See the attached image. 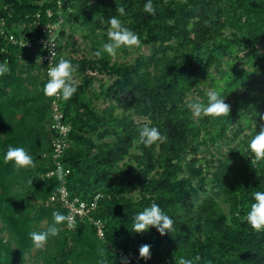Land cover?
<instances>
[{
    "label": "trees",
    "instance_id": "16d2710c",
    "mask_svg": "<svg viewBox=\"0 0 264 264\" xmlns=\"http://www.w3.org/2000/svg\"><path fill=\"white\" fill-rule=\"evenodd\" d=\"M147 2L63 0L60 7L58 0H0L7 32L34 42L23 47L0 33V63L10 69L0 77V264H98L104 258L176 264L181 256H199L197 264H264V230L246 221L252 193L264 191V159L249 149L264 126V0H151L155 15L144 11ZM39 12L45 22L64 17L60 55L78 65L76 93L58 100L61 121L70 125L61 157L65 176H47L55 167L58 130L50 122L55 97L43 91L47 64L37 61L43 52L33 23ZM114 16L148 53L132 62L95 55L109 42ZM77 34L91 42L93 57L78 56ZM134 47L120 49L127 55ZM100 75L113 80L106 84ZM210 89L226 98L229 116L193 115L188 104H207ZM99 99L104 108H97ZM145 125L167 140L140 143ZM10 146L23 147L36 167L6 162ZM63 182L71 197L96 200V208L73 228L57 225L59 234L33 252L29 234L53 224L54 211L68 215L59 200L51 201ZM152 203L174 220L171 233L132 230L134 217ZM144 244L151 246L149 260L139 256Z\"/></svg>",
    "mask_w": 264,
    "mask_h": 264
},
{
    "label": "clouds",
    "instance_id": "9594fccd",
    "mask_svg": "<svg viewBox=\"0 0 264 264\" xmlns=\"http://www.w3.org/2000/svg\"><path fill=\"white\" fill-rule=\"evenodd\" d=\"M116 11L120 15L125 14L123 7L116 8ZM144 11L155 15V8L151 2H148L144 6ZM108 24V39L109 42L103 44L102 50H98L95 55L102 56V53H107L109 57L115 59L117 50L121 47L131 48L140 44L139 36L124 27L122 22L117 17H112ZM53 53H51V56ZM40 58H37V61ZM36 61V62H37ZM41 61V60H40ZM78 70V65L74 66L69 59L61 57L56 64L49 63L47 67L48 81L44 86V94L47 97H59L63 100H70L77 91L78 83L74 74ZM10 71L7 62L0 63V77L4 76ZM222 94L214 89H210L207 92V104L197 100L188 104L189 109L195 117L207 116V117H222L229 116L231 107L225 102ZM264 119V117H261ZM167 140V136L161 134L158 128L145 125L139 132V142L146 147H150L153 144L160 142L164 143ZM249 149L255 154L256 160L264 159V126L259 128L256 135L251 139L249 143ZM6 162L13 163L17 168H34L36 167V159L27 152L23 147H12L7 149L4 156ZM32 184V181H30ZM63 189H61L62 191ZM254 203L251 204L250 211L246 216L247 223L255 231L264 230V191H255L252 193ZM198 203V202H197ZM53 224L49 225L44 231L31 232L30 239L37 248H44L51 237H56L59 234L60 229L57 225L67 223L69 227L74 226V217L72 215H65L59 211L52 213ZM150 228H155L161 236L171 233L174 230V220L167 215L161 207L152 203L149 207H146L142 212H139L134 217V223L132 230L137 233H146ZM151 246L144 244L139 248V256L141 259H151ZM200 260L199 256H195L194 259H188L183 256L179 257L176 264H197ZM98 264H114V261L104 258L98 262ZM121 264H130L127 258L121 259Z\"/></svg>",
    "mask_w": 264,
    "mask_h": 264
},
{
    "label": "built area",
    "instance_id": "2783aa9c",
    "mask_svg": "<svg viewBox=\"0 0 264 264\" xmlns=\"http://www.w3.org/2000/svg\"><path fill=\"white\" fill-rule=\"evenodd\" d=\"M63 0H58L59 6L61 7ZM61 12V11H60ZM55 15V11L52 9L46 10V16L52 18ZM43 14L37 13L35 16L34 24L41 31V36L38 38L37 45L43 51L40 57L41 62L47 64L49 63L56 64L59 59L62 57L59 51V32L62 28V25L65 21L63 16H58L57 19H51L48 21H42ZM6 20L3 17H0V33L9 38L12 43L19 44L23 47L33 48L34 42L29 38L17 37L16 34L6 30ZM51 53L53 55L51 56ZM59 97H55L52 101V115L50 117V122L52 127L58 130V135L53 141V161L55 167L47 172V176L67 175L66 170L64 169L63 163L61 162V157L63 152L68 145L67 135L70 131V125L65 124L61 121L62 113L59 112ZM61 189H63L61 191ZM59 200L63 206L68 210V215L74 217V226L78 219H83L96 208V200L88 202L81 200L78 197H71L68 188L65 185V182L60 186L57 195L51 197V201ZM68 226V225H67ZM73 226V227H74ZM69 227V226H68ZM69 227V228H73ZM98 233L100 236H104L103 225L100 221L97 222Z\"/></svg>",
    "mask_w": 264,
    "mask_h": 264
},
{
    "label": "rangeland",
    "instance_id": "374dc122",
    "mask_svg": "<svg viewBox=\"0 0 264 264\" xmlns=\"http://www.w3.org/2000/svg\"><path fill=\"white\" fill-rule=\"evenodd\" d=\"M66 32L69 33L70 32V29L66 26ZM77 37H79V42H78V46H79V52H78V56H89V57H93V53H94V50L92 48V45H91V42L90 41H87V40H83L82 37L80 36V34H77ZM102 47V46H101ZM150 51V47L149 46H146V45H143V46H135L134 49L132 50L131 53L125 55V53L123 52V50L121 49H118L117 50V55H116V59L120 60L121 62H132L135 57L140 54V53H148ZM238 64L240 65L241 62L238 61ZM244 67H247L246 65H243ZM100 76H103L104 78V81L106 84H109L112 82L113 78L110 77L109 75H100ZM100 88V82L99 80H96L94 85H93V89L98 91ZM197 98L200 99V97L197 95ZM95 104L97 106V108L101 109V108H104L105 105L107 104V102L103 101V99H99V100H96L95 101ZM224 147V150H226V145H223ZM215 151V149H212ZM202 155H208V157L210 158V155L209 154H206V152H202ZM38 248L35 247L33 249V252H35V250H37ZM33 255V253H31ZM28 264H37L35 263V261H33V259H29V262Z\"/></svg>",
    "mask_w": 264,
    "mask_h": 264
}]
</instances>
